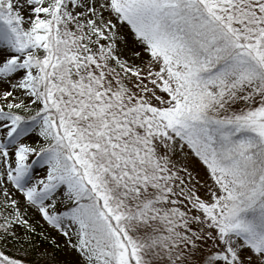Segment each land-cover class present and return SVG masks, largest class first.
<instances>
[{"label": "snow or ice", "instance_id": "snow-or-ice-1", "mask_svg": "<svg viewBox=\"0 0 264 264\" xmlns=\"http://www.w3.org/2000/svg\"><path fill=\"white\" fill-rule=\"evenodd\" d=\"M0 264H264V0H0Z\"/></svg>", "mask_w": 264, "mask_h": 264}]
</instances>
